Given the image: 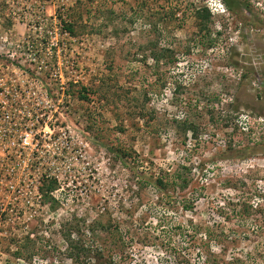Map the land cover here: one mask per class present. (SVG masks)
I'll list each match as a JSON object with an SVG mask.
<instances>
[{"label":"rangeland","instance_id":"obj_1","mask_svg":"<svg viewBox=\"0 0 264 264\" xmlns=\"http://www.w3.org/2000/svg\"><path fill=\"white\" fill-rule=\"evenodd\" d=\"M231 3L0 0V264H264V0Z\"/></svg>","mask_w":264,"mask_h":264},{"label":"trees","instance_id":"obj_2","mask_svg":"<svg viewBox=\"0 0 264 264\" xmlns=\"http://www.w3.org/2000/svg\"><path fill=\"white\" fill-rule=\"evenodd\" d=\"M231 1L232 0H222V3L226 6V8L233 9V5H231L232 4ZM160 184H161V181H160ZM53 187L54 186L52 185V180L50 178L45 177L40 181V185H38L37 187L39 196H40V201L42 202L48 201L49 199L54 200L53 195H52ZM75 248L84 250L81 246L75 247Z\"/></svg>","mask_w":264,"mask_h":264}]
</instances>
